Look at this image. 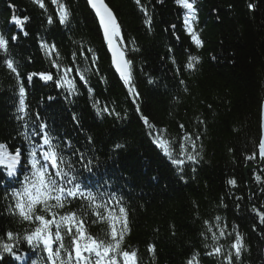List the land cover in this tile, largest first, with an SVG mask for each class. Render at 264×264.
I'll use <instances>...</instances> for the list:
<instances>
[{
  "label": "trees",
  "instance_id": "16d2710c",
  "mask_svg": "<svg viewBox=\"0 0 264 264\" xmlns=\"http://www.w3.org/2000/svg\"><path fill=\"white\" fill-rule=\"evenodd\" d=\"M107 1L127 84L87 0H0V264H49L33 239L50 231L63 264L87 244L115 264H264V173L248 174L254 199L244 173L259 162L264 0ZM41 122L71 178L119 189L116 214L110 194L18 211L10 187Z\"/></svg>",
  "mask_w": 264,
  "mask_h": 264
},
{
  "label": "water",
  "instance_id": "95a60500",
  "mask_svg": "<svg viewBox=\"0 0 264 264\" xmlns=\"http://www.w3.org/2000/svg\"><path fill=\"white\" fill-rule=\"evenodd\" d=\"M87 2L99 21L108 51L112 58L113 66L118 74V77L121 79V81L127 83L131 78V68L126 51L124 49L126 47V43L117 15L107 0H87ZM261 130L262 136L259 146V162L256 164L246 165L244 169L247 185L249 187V195L252 199H254L253 189L251 187L248 174L249 172L256 169L264 173V101L262 104ZM261 209L264 212V207H261ZM236 250L238 251L237 246Z\"/></svg>",
  "mask_w": 264,
  "mask_h": 264
},
{
  "label": "bare ground",
  "instance_id": "6f19581e",
  "mask_svg": "<svg viewBox=\"0 0 264 264\" xmlns=\"http://www.w3.org/2000/svg\"><path fill=\"white\" fill-rule=\"evenodd\" d=\"M114 68V67H113ZM114 70H115V68H114ZM115 72H116V70H115ZM116 74H117V72H116ZM117 76H118V74H117ZM27 137H28V139H30V135H26ZM34 140H35V137L33 136L32 137ZM35 142L37 143V145H36V147H37V149H39V150H41L42 148H43V143L42 142H40V141H36L35 140ZM39 142V143H38ZM32 145H34L33 143H31V142H29L28 143V149H31V146ZM26 170H30L31 169V167L30 168H26V167H24ZM68 173V172H67ZM90 176L91 175H96V177L98 178V177H100L97 173H94V172H90V174H89ZM76 180L75 179H73V178H71L70 176H69V174H64V177H63V179L61 180V183H62V185L65 187V188H68L66 185H72V183L73 182H75ZM106 185H110V183H108V184H106ZM82 192L83 193H85V195L83 196V197H87L88 195H86V190H84V189H82ZM78 199H82L81 197H79ZM86 200H90L91 202L93 201V199H91L90 197H88V198H85ZM22 200H27V201H29V206L28 207H25V209H26V211L27 212H29V214L31 213L30 211H31V207H33V208H35L38 204L37 203H33L32 201H33V198H30V199H22ZM67 200H69L68 198H63V202H62V204L64 203V202H67ZM26 215H28V213L26 214ZM42 235V232H40V234L38 235V236H41ZM48 248V247H47ZM55 251V250H54ZM24 254V253H23ZM9 255H10V257L12 256L13 257V254L11 253V252H9ZM34 260V259H33Z\"/></svg>",
  "mask_w": 264,
  "mask_h": 264
}]
</instances>
